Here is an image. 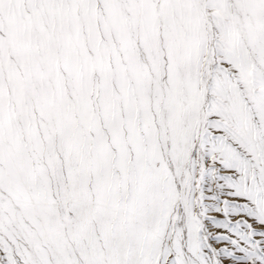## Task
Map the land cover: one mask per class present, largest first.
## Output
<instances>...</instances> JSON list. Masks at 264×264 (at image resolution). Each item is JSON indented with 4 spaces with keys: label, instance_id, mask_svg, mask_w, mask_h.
Returning a JSON list of instances; mask_svg holds the SVG:
<instances>
[{
    "label": "snow or ice",
    "instance_id": "6c2138e0",
    "mask_svg": "<svg viewBox=\"0 0 264 264\" xmlns=\"http://www.w3.org/2000/svg\"><path fill=\"white\" fill-rule=\"evenodd\" d=\"M0 264H264V0H0Z\"/></svg>",
    "mask_w": 264,
    "mask_h": 264
}]
</instances>
